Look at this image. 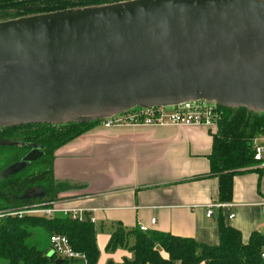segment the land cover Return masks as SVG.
Wrapping results in <instances>:
<instances>
[{
    "label": "water",
    "instance_id": "1",
    "mask_svg": "<svg viewBox=\"0 0 264 264\" xmlns=\"http://www.w3.org/2000/svg\"><path fill=\"white\" fill-rule=\"evenodd\" d=\"M201 100L264 113V0H132L0 23V128ZM40 155L32 145L2 177Z\"/></svg>",
    "mask_w": 264,
    "mask_h": 264
},
{
    "label": "crops",
    "instance_id": "2",
    "mask_svg": "<svg viewBox=\"0 0 264 264\" xmlns=\"http://www.w3.org/2000/svg\"><path fill=\"white\" fill-rule=\"evenodd\" d=\"M211 152L212 132L205 127H105L99 123L55 152V180L82 187L69 191L68 198L56 206L83 211L84 219H94L96 264L133 259L132 236L125 246L107 249L119 226L137 230L142 225L147 231L214 246L219 241L216 216L220 213L226 226L239 231L243 243L254 232L264 237L260 209L264 168L252 166L235 175L230 201L220 202L218 178L210 175ZM210 205L223 206L213 207V216L207 218Z\"/></svg>",
    "mask_w": 264,
    "mask_h": 264
},
{
    "label": "trees",
    "instance_id": "3",
    "mask_svg": "<svg viewBox=\"0 0 264 264\" xmlns=\"http://www.w3.org/2000/svg\"><path fill=\"white\" fill-rule=\"evenodd\" d=\"M128 1L132 0H0V23ZM220 109L224 118L218 131L212 133L210 175L218 178L219 201L228 202L231 199L233 177L255 164L250 140L264 131V113L247 111L246 108ZM99 123L75 121L57 125L1 127L0 141L8 144H0V211L52 204L56 202V198L67 199L69 191L82 188L55 180L54 154L60 147L87 133ZM15 137L20 140L13 141ZM32 145L42 149L41 155L20 172L3 178L2 172L20 162L30 152ZM32 189L38 190L34 197L28 196ZM216 222L219 241L214 246L169 233L126 230L119 226L111 234L107 249L112 251L125 246L132 236L133 259L125 260L122 264H263L260 258L264 249L263 236L254 232L248 242L243 243L239 231L226 226L220 213L216 216ZM53 234L65 235L71 248L85 256L86 264L97 263L99 251L96 231L89 218L79 221L56 214L52 218H3L0 221V264H55L58 259L68 264L71 260L61 259L50 252L49 238Z\"/></svg>",
    "mask_w": 264,
    "mask_h": 264
},
{
    "label": "built area",
    "instance_id": "4",
    "mask_svg": "<svg viewBox=\"0 0 264 264\" xmlns=\"http://www.w3.org/2000/svg\"><path fill=\"white\" fill-rule=\"evenodd\" d=\"M224 118V113L220 107L214 102L193 101L186 102L172 107H153V108H135L127 112L104 119L101 123L105 127L115 126H136V127H205L210 132L216 133L220 123ZM251 150L253 153L254 166L264 168V131L259 132L250 140ZM54 204V205H52ZM52 204H39L34 206H26L17 210L0 211V221L5 217L24 216H41L52 218L56 214H62L73 220L81 221L83 219V211L75 209L59 208L57 202ZM52 205V206H51ZM223 205H210L206 212V217L213 216V207H221ZM260 209L264 213V201L260 204ZM229 218H233L231 214ZM94 223V219H89ZM155 224V219H152ZM139 230L146 232L147 228L139 225ZM50 252L56 254L61 259L80 260L86 264L85 256L75 252L65 235L53 234L49 238ZM260 258L264 264V249L260 254Z\"/></svg>",
    "mask_w": 264,
    "mask_h": 264
},
{
    "label": "rangeland",
    "instance_id": "5",
    "mask_svg": "<svg viewBox=\"0 0 264 264\" xmlns=\"http://www.w3.org/2000/svg\"><path fill=\"white\" fill-rule=\"evenodd\" d=\"M101 122H102V121H101ZM101 122H100V124H102ZM15 139H16V137L13 139V141H19V140H20L19 137H18L16 140H15ZM29 193H30L31 195H35V194L38 193V190H32V191L29 192ZM59 198H60V197H59ZM59 198H56V202L60 200ZM66 198H68V196H66ZM54 203H55V202H54ZM52 205H54V204H52ZM52 205H51V206H52ZM22 208H23V207H22ZM19 209H21V208H19ZM10 210H11V209H10ZM43 242H44V241H43ZM45 242H46V240H45ZM46 245H48V244L46 243ZM1 262H2V261H1ZM3 263H4V262H3Z\"/></svg>",
    "mask_w": 264,
    "mask_h": 264
},
{
    "label": "flooded vegetation",
    "instance_id": "6",
    "mask_svg": "<svg viewBox=\"0 0 264 264\" xmlns=\"http://www.w3.org/2000/svg\"><path fill=\"white\" fill-rule=\"evenodd\" d=\"M36 148H37V150H39L40 153H42V152H41L42 149H41L39 146H36ZM31 150H32V148H31ZM31 150H30V151H31ZM54 155H55V154H54ZM30 195H31V194L29 193L28 196H30Z\"/></svg>",
    "mask_w": 264,
    "mask_h": 264
}]
</instances>
